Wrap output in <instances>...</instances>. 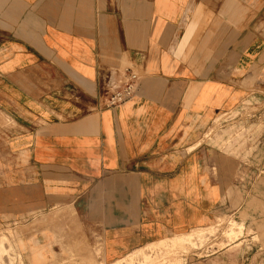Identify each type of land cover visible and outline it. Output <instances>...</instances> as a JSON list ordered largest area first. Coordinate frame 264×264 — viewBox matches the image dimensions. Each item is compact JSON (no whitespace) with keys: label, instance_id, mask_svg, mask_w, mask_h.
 <instances>
[{"label":"crops","instance_id":"crops-1","mask_svg":"<svg viewBox=\"0 0 264 264\" xmlns=\"http://www.w3.org/2000/svg\"><path fill=\"white\" fill-rule=\"evenodd\" d=\"M116 69L138 86L110 108L100 74ZM259 94L264 0H0L9 264H136L147 245L248 214L237 191L254 155L203 139ZM226 248L184 263L222 264Z\"/></svg>","mask_w":264,"mask_h":264},{"label":"rangeland","instance_id":"rangeland-1","mask_svg":"<svg viewBox=\"0 0 264 264\" xmlns=\"http://www.w3.org/2000/svg\"><path fill=\"white\" fill-rule=\"evenodd\" d=\"M230 116H219L203 140H208L213 135L221 141L223 148L231 147L232 150L252 152L251 155L254 157L249 162L250 183L247 188L237 191L238 199L241 203L247 204L246 209L251 211L247 214L245 209H240L235 214L224 213L217 217L212 228L194 230L190 237L179 241L173 248L163 244V241L147 245L144 252L148 258L142 249L128 257L143 256V261L140 260L136 264H146L149 261L151 262L148 264H160L169 260L173 263L177 260L184 263V254L193 251L200 256L213 251L216 247H227V252L221 259L222 264H264V206L261 204L264 201V95L249 96L239 110L230 112ZM0 121L7 125L1 113ZM257 151H260V154L256 155ZM235 227L238 230L234 233ZM9 233L13 238V231H8L7 224H0V246L4 244L6 247L2 253L3 264H9L10 252L7 250ZM13 253L12 264L15 261V252ZM97 253L99 255L100 251ZM122 262L126 264L125 261ZM17 264H21L20 257Z\"/></svg>","mask_w":264,"mask_h":264},{"label":"built area","instance_id":"built-area-1","mask_svg":"<svg viewBox=\"0 0 264 264\" xmlns=\"http://www.w3.org/2000/svg\"><path fill=\"white\" fill-rule=\"evenodd\" d=\"M138 74L131 69H116L100 74V96L106 107L115 108L132 98L138 86ZM230 116V113L223 116Z\"/></svg>","mask_w":264,"mask_h":264}]
</instances>
